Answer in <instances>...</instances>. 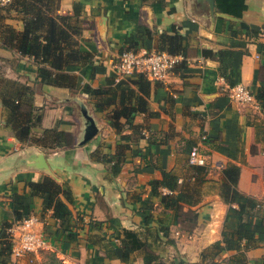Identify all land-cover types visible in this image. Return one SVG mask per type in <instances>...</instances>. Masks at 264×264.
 Listing matches in <instances>:
<instances>
[{
	"label": "crops",
	"instance_id": "0c3cea01",
	"mask_svg": "<svg viewBox=\"0 0 264 264\" xmlns=\"http://www.w3.org/2000/svg\"><path fill=\"white\" fill-rule=\"evenodd\" d=\"M53 14L71 17L80 31L76 46L91 55L92 64L77 63L53 76L71 83L67 78L42 82L34 58L0 41V224L14 222V200L30 193V184L51 177L71 191L72 202L61 199L78 236L73 242L61 236V224L50 219L42 198L34 197L31 217L38 219L34 229L46 246L20 259L11 254L7 264H50L47 255L62 264H127L108 259L107 252L120 255L116 235L123 229L144 231L149 215L168 229L157 250L163 261L201 262L203 252L223 240L229 210L220 196L224 169L239 166L238 190L264 209V111L256 100L264 88V0H247L242 18L219 12L216 4L213 10L209 0H56ZM2 16L4 29L24 31L16 11L6 9ZM163 34L182 39L183 65L165 82L150 81L146 96L133 83L136 76L120 88L115 67L119 55L128 49L158 52ZM131 41L135 48H130ZM224 50L234 52L230 80L220 71L219 52ZM234 83L248 86L256 102L235 103L229 92ZM99 89L115 92L95 100L91 90ZM129 90L138 97H130ZM140 97L147 103L135 115V127L113 129L108 122L112 111L138 107ZM5 100L33 115L29 140L17 139ZM88 117L98 133L85 143ZM54 131L66 137V145L39 144ZM194 148L206 158L203 183L190 168ZM119 156L125 162L113 176ZM161 170L179 178L178 191L160 188L159 195L153 193ZM160 194L174 196L185 212L197 213L188 232L162 204ZM143 258L136 253L130 264H144ZM237 258L264 264V244L224 252L218 261L235 264Z\"/></svg>",
	"mask_w": 264,
	"mask_h": 264
},
{
	"label": "trees",
	"instance_id": "16d2710c",
	"mask_svg": "<svg viewBox=\"0 0 264 264\" xmlns=\"http://www.w3.org/2000/svg\"><path fill=\"white\" fill-rule=\"evenodd\" d=\"M142 1L146 2L148 0ZM215 3L219 12L236 18H242L247 10V0H215ZM55 5L56 0H10L9 4L0 11V41H3V45L7 48L16 50L22 56L34 58L39 66L38 77L42 82L49 83H56L57 79H66L67 77H57L56 80H53V76L56 72L57 74H64L66 68L71 65L77 63L82 65L92 64L91 55L82 53L76 46L75 36L80 33L79 28L74 25L71 17L53 14ZM6 9L14 10L23 17L25 23L23 32L17 33L9 27L4 29L1 20L3 19V11H6ZM242 27L247 29L245 24H242ZM130 45V48L136 47L134 41H131ZM183 50L182 39L178 35L163 34L160 36L158 52L180 55ZM127 51L138 52L139 50L128 49ZM233 56L234 52L232 50L219 52L220 71L227 80H230ZM118 59L116 62H118ZM182 63H179L172 73L182 66ZM136 78L137 81H133V83L139 86L145 96L148 95L146 87L150 86V80L142 74L137 75ZM126 82L127 80L120 82V88ZM234 84L231 86H234ZM125 89L128 90L129 88ZM113 92L115 91L111 89L91 90V96L96 100ZM129 93L130 97H138L135 96L134 90H129ZM256 100L264 111V88L257 91ZM146 103V100L140 97L138 107L124 105L113 110L108 117L110 126L118 132L126 127L134 128L135 115L145 108ZM5 107L7 108L9 124H12L17 130V139L22 142L29 140L32 135L33 115L11 100H5ZM48 141H51L53 146L57 147L62 146L64 143V145L67 144L66 137L63 134L56 133V131L47 132L39 140V144L45 145ZM124 162V157L119 156L111 169L113 176L121 172ZM190 168L196 172V177L200 178L203 183L208 172L207 168L197 165H191ZM161 171L162 179L152 183L153 193L159 195L158 189L160 188H165L171 192L178 191L180 189L179 178L173 173ZM202 175L204 177H201ZM239 177L240 167L236 165H230L222 172L220 196L225 204L229 206L223 240L205 250L201 262L163 261L157 250L162 234H166L168 229L160 226L153 215L147 217L144 231L137 232L123 229L119 232L116 238L120 241L122 253L119 255L115 250L109 251L107 252V258H119L124 263L130 264L134 254L143 253L144 264H220L218 259L224 252L249 251L258 248L264 244L263 205L258 200L244 195L238 190ZM160 195L162 204L166 209L177 214L179 222L183 224L182 228L185 232H188L187 227L197 222V213L193 211L185 212L179 200L174 196ZM37 196L42 198L45 212H51L52 218L50 219L61 224L60 235L63 237L65 235V238L71 242L77 240V232L72 229V213L68 205L61 199L62 196H65L69 202H72L71 191L69 188L64 189L55 179L46 177L40 183L30 184V193L15 198L14 222L12 224H0L1 264H7L12 254V240L9 230L14 224L31 218V205L33 198ZM155 223L159 224L156 228H154ZM50 258V264H62L55 256L51 255ZM234 263L246 264L245 259L242 261L239 258Z\"/></svg>",
	"mask_w": 264,
	"mask_h": 264
},
{
	"label": "built area",
	"instance_id": "2783aa9c",
	"mask_svg": "<svg viewBox=\"0 0 264 264\" xmlns=\"http://www.w3.org/2000/svg\"><path fill=\"white\" fill-rule=\"evenodd\" d=\"M9 2L10 0H0V11ZM118 58L115 65L117 83L140 74L146 76L150 81L165 82L175 67L183 61L181 55L146 50L138 52L124 51ZM229 92L233 101L239 105H250L256 102L253 92L244 84L231 86ZM190 164L206 165V158L199 152L198 148H194L191 152ZM37 223L38 219L31 217L15 224L9 230L13 243L12 255L16 258L20 259L28 254H36L45 248V238L34 229Z\"/></svg>",
	"mask_w": 264,
	"mask_h": 264
},
{
	"label": "water",
	"instance_id": "95a60500",
	"mask_svg": "<svg viewBox=\"0 0 264 264\" xmlns=\"http://www.w3.org/2000/svg\"><path fill=\"white\" fill-rule=\"evenodd\" d=\"M209 2L211 4L212 9L214 10L215 4H216L215 0H209ZM88 122L89 124L87 126V130H86L85 138H84L85 143L91 140L98 133V129L95 125L94 120L88 117Z\"/></svg>",
	"mask_w": 264,
	"mask_h": 264
},
{
	"label": "rangeland",
	"instance_id": "374dc122",
	"mask_svg": "<svg viewBox=\"0 0 264 264\" xmlns=\"http://www.w3.org/2000/svg\"><path fill=\"white\" fill-rule=\"evenodd\" d=\"M50 257H51V255H47V262H50L51 261L50 260L51 259Z\"/></svg>",
	"mask_w": 264,
	"mask_h": 264
}]
</instances>
